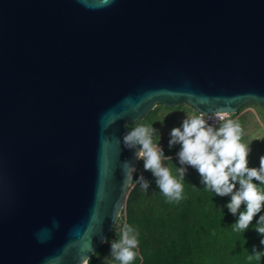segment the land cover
<instances>
[{"label":"water","instance_id":"1","mask_svg":"<svg viewBox=\"0 0 264 264\" xmlns=\"http://www.w3.org/2000/svg\"><path fill=\"white\" fill-rule=\"evenodd\" d=\"M264 111V0H0V264H87L156 105Z\"/></svg>","mask_w":264,"mask_h":264},{"label":"clouds","instance_id":"2","mask_svg":"<svg viewBox=\"0 0 264 264\" xmlns=\"http://www.w3.org/2000/svg\"><path fill=\"white\" fill-rule=\"evenodd\" d=\"M215 118L221 122L219 126L210 123L212 118L203 113H192L185 116L180 126L172 128L169 147L180 145L177 152L181 165L178 167L179 179L163 163L171 157L165 155L159 143L160 134L152 124L140 123L130 128L123 135V144L134 151L138 160H143L144 169L153 173L159 189L169 200L183 198L181 181L187 166H191L200 174L201 183L215 196L230 197L226 207L237 216L235 225L238 229H248L256 214L261 213L254 228L264 237V155L260 156L258 167H250L248 157L252 149L242 142L240 122L219 113ZM130 170L135 172L133 166ZM137 182L145 191L150 187L143 175L137 177ZM138 235V231L125 222L120 238L111 241V255L119 264H131L137 258ZM103 242H108L107 237ZM260 252H255L257 258Z\"/></svg>","mask_w":264,"mask_h":264},{"label":"rangeland","instance_id":"3","mask_svg":"<svg viewBox=\"0 0 264 264\" xmlns=\"http://www.w3.org/2000/svg\"><path fill=\"white\" fill-rule=\"evenodd\" d=\"M195 113L192 108L186 104L170 108L164 107L162 105H156L155 108L141 121L129 124L131 128L137 124H152L160 134V146L164 149L165 155L170 156L171 160H165L163 163L167 165L172 174L179 177L178 167H181L179 164V158L177 152L179 151L180 145H173L169 147L170 132L172 128L180 126L186 115ZM196 114V113H195ZM229 118L238 120L243 129L242 142L248 144L252 151L249 153V166L258 167L260 163V156L264 155V111L259 106L249 103L242 106L237 110L236 114L231 115ZM141 163L142 168L138 172L137 166ZM133 175L134 181H131L129 192L127 194L126 203L124 206V218L122 222H119V219L115 225L114 236L112 240H118L121 235V228L125 222L131 224L139 233L138 240L139 245L136 249L138 252V260H134L131 264H161L153 255H149L150 258H145L143 253L148 250L151 246L157 245L158 239H160V233L158 226L152 224H138L135 223L134 219L142 220L143 217H151L152 219L159 220V215H171V219L174 223H177L180 219H190L188 210L186 207L190 206V200L198 193L203 192L205 195V208L212 205L213 200H219V203H222L224 207L228 203L230 197L228 196H215V193L207 189L201 183L200 174L196 171L195 168L187 166V172L184 176V179L181 181L184 185L183 189V207L175 209L169 212L166 209L165 205V195L159 189L156 180L157 178L153 175L150 170H146L143 167V160H138L135 172ZM143 175L146 180L150 182V187L145 191L140 184L137 182V177ZM132 178V180H133ZM255 182V181H254ZM258 183V182H257ZM244 208V205L241 206V209ZM264 213V209H262ZM261 213L256 214L253 219V224H256V221ZM159 225V224H158ZM101 264H119V261H116L115 258L111 255V252H108Z\"/></svg>","mask_w":264,"mask_h":264},{"label":"trees","instance_id":"4","mask_svg":"<svg viewBox=\"0 0 264 264\" xmlns=\"http://www.w3.org/2000/svg\"><path fill=\"white\" fill-rule=\"evenodd\" d=\"M141 168L139 163L137 171ZM164 201L166 209L171 213L183 207L182 200H169L165 196ZM211 202L213 204L205 208V195L198 192L190 200V206L186 207L192 217L180 219L177 223L172 221L170 214L159 215V220L151 217L134 219L139 225L144 222L158 226L160 233V247L151 246L143 256L150 258L149 255H153L161 264H264V244H261L264 237L255 230V224L252 222L248 229H238L235 225L237 216L219 203V200ZM123 218L124 211L119 222ZM114 230L115 228L109 234L108 242L90 257L87 264H101L104 256L111 252L110 243ZM256 251H261L259 258Z\"/></svg>","mask_w":264,"mask_h":264},{"label":"built area","instance_id":"5","mask_svg":"<svg viewBox=\"0 0 264 264\" xmlns=\"http://www.w3.org/2000/svg\"><path fill=\"white\" fill-rule=\"evenodd\" d=\"M216 114L217 113H214V114H209V115H205L206 117H211L212 119L210 120V123H212L214 126H219V124L221 123L220 121H218L215 117H216ZM226 115L228 118L231 116V115H228V114H224Z\"/></svg>","mask_w":264,"mask_h":264}]
</instances>
